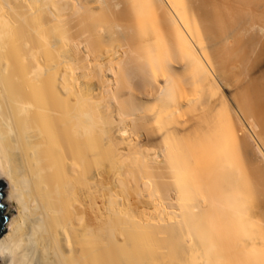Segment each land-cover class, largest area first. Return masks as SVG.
I'll return each mask as SVG.
<instances>
[{"label":"bare ground","instance_id":"6f19581e","mask_svg":"<svg viewBox=\"0 0 264 264\" xmlns=\"http://www.w3.org/2000/svg\"><path fill=\"white\" fill-rule=\"evenodd\" d=\"M127 1L0 0V264H246L264 0Z\"/></svg>","mask_w":264,"mask_h":264},{"label":"rangeland","instance_id":"374dc122","mask_svg":"<svg viewBox=\"0 0 264 264\" xmlns=\"http://www.w3.org/2000/svg\"><path fill=\"white\" fill-rule=\"evenodd\" d=\"M119 1L120 7H129V3L127 0H112V3ZM184 17L186 19V22L188 24L192 23V17L190 15V12L188 10H184ZM161 20L163 18H160ZM163 22V20H162ZM165 22V20H164ZM166 24V23H165ZM167 25V24H166ZM170 30V29H169ZM164 31L166 32V37H167V41H171V37L168 30H166L164 28ZM197 47V46H196ZM198 49V48H197ZM177 61H181L179 58L176 59ZM264 65L261 67V69L263 68ZM219 96V95H218ZM216 96L213 101H211V107H214V114L212 116L218 115L216 120L217 124L216 126L214 125L213 128H221V125L223 124V114L219 111H221L220 108V99L218 100V97ZM214 102V103H213ZM220 104V105H219ZM154 105V104H153ZM150 106V105H149ZM150 107H153L152 104ZM188 109V108H187ZM195 110V111H194ZM189 111V112H188ZM199 111L202 110H196V109H188L186 111V113L188 112L187 116H185V120L186 122L189 121L188 117L191 115H194L195 117H197L199 115ZM201 113V112H200ZM216 117V116H215ZM215 117H213L215 119ZM234 118H230L229 117V121L230 124L236 123ZM221 122H219V121ZM214 121V123H215ZM220 123V124H219ZM220 125L219 127H217V125ZM237 124V123H236ZM236 124H233L232 126L236 128ZM245 125H248V123H245ZM249 128V125L247 126ZM250 148V149H249ZM247 148L245 151L239 152L237 150L236 153L233 154V160L235 161V163L239 166L240 165V169L242 168V172H244V181H246L247 183L244 185V189L246 187V196H247V200H248V204H250L251 206H254V210L253 213L251 214L252 216H254L256 219H261V221H257L259 224H257L258 228H256L254 226V229H252L253 231L250 230V227L246 228V230L249 231L248 234H245L244 237V242H242V244H244L242 247L244 248V260L246 262V264H264V162H263V157L259 155V153L256 151V149L249 147ZM250 150V151H249ZM241 156V157H240ZM262 158V159H261ZM261 177V178H260ZM2 191H4V185L2 184ZM4 194V193H3ZM260 205V207H258ZM257 208V210H256ZM256 211V212H255ZM255 219V220H256ZM252 228V227H251ZM256 229H259L258 231ZM256 230V232H255ZM262 230V234L261 233ZM229 238L228 237H224L221 238L219 240V244L221 247V251L222 253H224V255L229 256L231 253V248L229 246ZM245 241H246V245H245ZM239 242V243H240ZM240 243V245H242ZM188 258H194L195 255V251H191L188 252ZM185 256L184 254H181V256ZM246 258L248 261H246ZM249 262V263H248ZM241 264H244L243 262Z\"/></svg>","mask_w":264,"mask_h":264},{"label":"water","instance_id":"95a60500","mask_svg":"<svg viewBox=\"0 0 264 264\" xmlns=\"http://www.w3.org/2000/svg\"><path fill=\"white\" fill-rule=\"evenodd\" d=\"M1 187L2 186L0 185V234L4 230V227L7 221V216L5 214L6 212L4 211L5 208L2 203L3 195L1 192H4V191H1Z\"/></svg>","mask_w":264,"mask_h":264}]
</instances>
